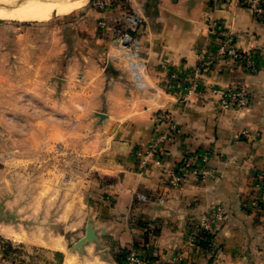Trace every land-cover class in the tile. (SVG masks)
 Segmentation results:
<instances>
[{
	"label": "crops",
	"instance_id": "crops-1",
	"mask_svg": "<svg viewBox=\"0 0 264 264\" xmlns=\"http://www.w3.org/2000/svg\"><path fill=\"white\" fill-rule=\"evenodd\" d=\"M75 10L58 15L61 24L0 18V83L14 84L20 105L31 85L37 103L27 112L0 106V133L14 148L9 162L1 157L0 190L14 195L18 214L15 224L0 216V255L5 240L52 260L60 253L59 264H123L129 249L151 264H264V201L255 189L264 169V24L232 0H112ZM209 19L240 50L255 51L258 67L248 73L217 61L200 77L204 90L187 94L180 79L192 81L212 48ZM210 86H244L250 102L222 109ZM29 112L37 118L27 135ZM167 120L177 130L163 160L143 164ZM187 153L210 155L204 180L172 179ZM216 207L223 214L211 220L210 258L185 245ZM88 226L94 238L76 246Z\"/></svg>",
	"mask_w": 264,
	"mask_h": 264
},
{
	"label": "built area",
	"instance_id": "built-area-1",
	"mask_svg": "<svg viewBox=\"0 0 264 264\" xmlns=\"http://www.w3.org/2000/svg\"><path fill=\"white\" fill-rule=\"evenodd\" d=\"M111 1L95 0L94 4L98 9H105L111 4ZM232 1L237 6L251 9L256 20L264 24V0ZM130 23L136 25L138 20L135 17H131ZM207 24L213 35L212 48L209 53H206L199 59L194 69L195 78L192 81L180 79V85L187 94L204 90L199 81L200 77L217 61L230 62L235 67L248 73L255 72L258 67V55L255 51L240 50L236 46L234 34L220 22L209 19ZM130 38L128 33H123L124 41H129ZM133 44L136 45L137 41L134 40ZM208 90L218 96V104L222 109H241L246 107L250 102V93L244 86L226 88L210 86ZM176 130V124L173 121L167 120L165 127L155 133L143 150V164H145L148 158L157 157L158 162L163 160L164 143L173 136ZM241 134L248 135L244 131ZM209 160L210 155L207 153H187L180 164L171 171V177L177 183L186 180L188 177H192L196 181L204 180L210 172L207 167ZM255 179V189L260 199L264 201V169L256 174ZM222 214L223 210L221 207L214 208L209 214L206 213L201 218V221L190 229L185 247L197 245V242L204 238L202 231L211 232V220L215 217L220 218ZM123 264H151V260L143 257L133 249H129L123 256Z\"/></svg>",
	"mask_w": 264,
	"mask_h": 264
},
{
	"label": "rangeland",
	"instance_id": "rangeland-1",
	"mask_svg": "<svg viewBox=\"0 0 264 264\" xmlns=\"http://www.w3.org/2000/svg\"><path fill=\"white\" fill-rule=\"evenodd\" d=\"M94 2L95 0H86L85 4H87V7H91L94 9L95 8ZM59 17L60 16L53 17L44 23L61 24L63 21L62 20L63 18H59ZM30 26L31 25H28V26L23 25V27H20L19 30H22V29L27 30V28ZM72 31H75V28H72ZM38 37L39 36H34L32 37V40H34L35 38L37 39ZM77 39H75L74 42H78ZM29 41H30V38H25L23 40V43H27ZM14 87H15L14 84L9 85V84L0 83V106L1 107H7L8 109H11V110H14L15 107H21L23 108L25 112H27V110L30 111L31 108L37 107L36 101L30 98L31 95H34V93L31 92V88H32L31 85H27V84L23 85V90H24V93H26L27 95L25 96L27 97V99H25L22 102V105H20L18 101H16ZM5 88H10L11 90L5 92ZM39 99H42V98H39ZM36 118L37 117L32 116L30 112H29V115L26 116L25 123H27L28 127H26V129H23V130L25 131L24 133H26L27 135L30 134L29 132H27V130L30 131L29 126L31 125L32 122L36 121ZM1 121H3L2 123L4 124L6 120L4 117L0 116V122ZM6 123L10 127L9 131H11V132H8V134H6V137L8 136V140L6 141L11 142L13 141V138L10 135L14 134L15 124L12 119L11 121L8 120ZM13 153H14L13 146H10V145L5 146L4 134L0 133V161L7 160L9 162L10 159L13 157ZM1 157H3L4 160ZM11 194L12 193H10L9 190H5V189L0 190V205L3 206V211L0 212V216H3L6 214L7 222L10 224H15L16 221L18 220L17 218L18 214L15 212V209H14L15 208L14 195L13 194L11 195ZM26 214H28L29 216L30 213H26ZM0 224H3V223H0ZM25 229L30 231L29 227H25ZM73 234L74 233H72L71 235L73 236L71 237L72 239L75 238V235ZM192 247H196V245ZM186 248H191V247H186ZM53 258L54 259L52 260V257L50 254H47L46 252L41 251L39 248H32L30 246L23 245V244L20 245L17 243L11 244L5 240L2 241L0 264H58L60 261V257L54 255Z\"/></svg>",
	"mask_w": 264,
	"mask_h": 264
},
{
	"label": "bare ground",
	"instance_id": "bare-ground-1",
	"mask_svg": "<svg viewBox=\"0 0 264 264\" xmlns=\"http://www.w3.org/2000/svg\"><path fill=\"white\" fill-rule=\"evenodd\" d=\"M86 0H12L0 4V18L18 21H45L78 9ZM56 16V17H57Z\"/></svg>",
	"mask_w": 264,
	"mask_h": 264
},
{
	"label": "trees",
	"instance_id": "trees-1",
	"mask_svg": "<svg viewBox=\"0 0 264 264\" xmlns=\"http://www.w3.org/2000/svg\"><path fill=\"white\" fill-rule=\"evenodd\" d=\"M202 235L204 238L197 242L196 249H197V251H201L203 256L210 254V258H212L214 255L215 249H216V246L214 245L216 233L202 231ZM124 254H125V252L121 254V259H123ZM54 255L59 256L61 259L60 253L56 252ZM189 264H192V263H189Z\"/></svg>",
	"mask_w": 264,
	"mask_h": 264
},
{
	"label": "water",
	"instance_id": "water-1",
	"mask_svg": "<svg viewBox=\"0 0 264 264\" xmlns=\"http://www.w3.org/2000/svg\"><path fill=\"white\" fill-rule=\"evenodd\" d=\"M93 238L94 237H93L92 228L88 226L86 229V235L78 240V242L76 243V246L80 247L84 242L91 240Z\"/></svg>",
	"mask_w": 264,
	"mask_h": 264
}]
</instances>
